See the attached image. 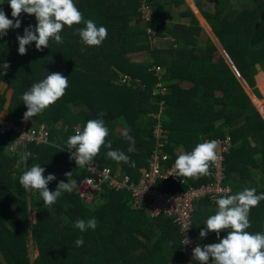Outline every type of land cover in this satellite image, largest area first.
<instances>
[{"label":"trees","instance_id":"obj_1","mask_svg":"<svg viewBox=\"0 0 264 264\" xmlns=\"http://www.w3.org/2000/svg\"><path fill=\"white\" fill-rule=\"evenodd\" d=\"M191 1L201 16L194 11L206 36H214L244 82V91L261 111L262 98L255 89V77L264 72V0ZM142 2L150 11L147 27L154 33L152 36L146 26L131 24L139 16ZM201 2H207V7L203 8ZM75 3L85 19L107 28V38L100 46H86L78 34H73L76 28L84 27L81 24L65 26L62 44L50 39L49 48L37 50L33 42L26 46V54L20 55L17 36L37 23L34 15L26 13L19 17L20 28L9 29L6 36L0 37L3 86L0 113L16 126L21 125L27 111L21 97L33 83L53 72L69 80L66 94L33 118L36 126H45L49 144L57 140L59 149L31 145L27 148L30 155L24 158L20 146L11 153V132L0 135V264L177 262L180 247L177 229L164 217H150L146 201L135 206L130 194L115 192L104 184L90 204H84L74 190L62 193L55 204L47 206L38 191H26L21 186L19 177L40 164L45 168L44 175L56 176L48 185L51 191L56 190L60 181L67 182L66 172H73L69 179L78 183L87 177L84 167L70 159L66 142L75 134V127L82 130L88 120L97 119L98 113L104 112L102 118L109 129L106 140L111 143V150L123 151L135 166L109 158L107 147H102L93 161L98 168L108 169L111 176L128 175L137 181L140 170L149 167L156 150L151 129L155 122L148 115L157 113L161 103L164 116L161 124L168 141L163 148L165 153L172 156L177 146L190 152L200 139H222L226 134L230 148L222 156L224 178L220 185L232 193L254 187L259 194L264 192V117L253 107L210 40L206 37L203 47L197 48L202 29L183 0H75ZM167 6L186 9L182 8L175 19L167 22ZM4 12L13 19L8 3ZM165 39L172 41L168 46L157 47ZM138 57L144 59L136 60ZM155 67L158 74L152 71ZM125 78L127 82L122 83ZM257 81L263 89L264 73L257 76ZM183 83L190 86L180 89ZM7 91H11L9 98ZM127 129L135 139V151L131 153L123 136ZM19 161L23 164L18 165ZM186 179L183 185L174 180L162 182L163 191L174 194L207 182L205 175ZM26 201L31 206H41L34 211L33 224L24 206ZM203 204L195 208L192 228L204 245L217 243L212 232L200 238L206 218L215 214L217 208L215 201L211 208ZM92 218L97 221L95 230L82 233L74 227L78 219ZM249 219L248 231L264 232V201L251 209ZM226 234L222 231L220 239ZM81 237L83 245L77 247L75 241ZM29 238L38 254L32 261L27 249Z\"/></svg>","mask_w":264,"mask_h":264},{"label":"clouds","instance_id":"obj_2","mask_svg":"<svg viewBox=\"0 0 264 264\" xmlns=\"http://www.w3.org/2000/svg\"><path fill=\"white\" fill-rule=\"evenodd\" d=\"M183 1L195 14V17L196 13L199 15L190 0ZM7 3L11 8L13 19H9L6 13L0 9V37L6 36L9 29L20 28L21 20L19 17L22 13L34 15L37 22L35 27L29 25L24 29L22 36H17L19 44L18 53L20 55H25L27 52L26 46L33 42H35L37 50L49 48L50 39L58 44H62L64 40L61 32L65 26L72 28L74 25L83 24L84 27L76 28L73 34H78L81 42L89 47H98L107 38V28L97 26L92 19H85L83 13L77 7L75 0H7ZM138 11L139 16L134 19H137V21L141 19L140 24L146 26V31L151 36L154 35L151 32L152 30L147 27L150 11L144 2L141 3ZM81 50L84 51L83 48ZM3 67L6 69L8 64L5 63ZM155 68L152 69L154 73H156ZM260 73L263 72H259L258 74ZM68 87V77L59 72L50 73L41 81L33 83L30 89L25 91L21 97L23 104L27 108L23 116L24 119L28 120L43 113L66 94ZM247 98L250 99L249 97ZM253 98L255 97L253 96ZM162 107L161 103L158 104V112L148 115V118L154 121L155 124L157 122L162 123L164 119ZM104 115V112L98 113L99 118L88 120L82 130L77 128L75 134L68 137L66 144L71 152L70 159L75 160L77 166L85 167L91 164L102 147H107L110 149L107 152L109 158L116 162L128 163L134 167V161H131L130 157L123 151L111 150V143L106 140L109 135V129L102 118ZM33 120L32 128L40 127L36 126ZM123 136L129 142L128 152H134L135 139L130 135V129L125 130ZM57 146L56 148L59 149L60 145L57 144ZM217 149L218 141L216 140H205L202 143H197L190 152H184L180 146H177L172 150V152H177L176 157L172 155V162H175V176L185 177L186 183V178H198L199 176L210 175L209 169L211 164L218 160ZM44 173L45 168L40 164H35L19 177V183L26 191L35 190L39 192L44 205L51 206L56 203L62 193H72L78 188L77 180L69 179L72 177L73 172H66L64 175L67 177V182L60 181L57 184L56 190L51 191L48 185L51 181L56 180V176L53 174L44 175ZM220 191L224 195L215 198V204L217 205L215 214L206 218L204 222L205 227L200 231V238H205L210 232L215 233L218 242L204 245L199 239L204 246L198 245L192 250L193 260L197 261L198 264H209L210 259L211 264H264V232L252 233L248 231L251 227L249 219L250 211L252 208L257 207L261 201H264V192L257 194V190L254 187H245L243 190L235 193H232L231 189L228 188L221 189ZM212 205L206 204L210 208ZM164 218L167 219L166 217ZM170 221L172 222V220ZM74 227L82 233L88 229L95 230L97 221L95 218L87 221L78 219ZM187 229L189 227L186 225L184 231ZM222 231H225L227 234L224 238L220 239ZM188 243L189 240L186 238L185 245ZM75 245L77 247L82 246L83 238L77 239Z\"/></svg>","mask_w":264,"mask_h":264},{"label":"built area","instance_id":"obj_3","mask_svg":"<svg viewBox=\"0 0 264 264\" xmlns=\"http://www.w3.org/2000/svg\"><path fill=\"white\" fill-rule=\"evenodd\" d=\"M155 72L158 73L159 69L155 68ZM125 80L126 78L122 83L127 82ZM155 87L156 89H160V85H156ZM32 119L25 120L23 117L22 125L16 126L12 121L7 120L4 114H0V135L11 132L10 141L12 145L10 146V151L12 154L13 152H17L15 151L16 146L21 147L24 158L30 155L27 148L31 145L36 147L47 145L54 146L55 148L58 147V143L55 141L53 144H49L50 137L45 126L32 128ZM165 133L159 122L152 127L156 150L153 151L149 167L140 170V176L137 181H132L128 175L123 177H119L118 174L111 176L108 169H100L95 161H92L91 164L84 167L88 176L79 181L75 194L79 196L84 204H90L97 194L101 192V186L107 184V187L115 192L124 191L130 194L132 203L135 206H140L143 201H146L150 217L157 218L164 216L172 220V224L177 229L180 247L177 250L179 258L176 263L198 264L192 258V250L198 245L201 247L204 245L200 242L197 231L192 230V214L198 203L204 202V204L210 205L213 204L215 198L224 195L220 191L221 189H227L220 185L224 178L221 162L223 160L222 156L230 148V139L226 134H224L222 139H215L218 141V160L211 164L209 169L210 175H205V179H207L205 184L197 188L189 186L183 192L170 194L163 191L164 186L162 182L174 180L178 185H183L185 177L175 176V162H172L170 154L163 151V148L168 143ZM205 140H200V143ZM68 152L71 154L69 149ZM172 155L176 157L177 152L173 151ZM186 225L189 229L184 231ZM186 238L189 240L187 245H185Z\"/></svg>","mask_w":264,"mask_h":264},{"label":"rangeland","instance_id":"obj_4","mask_svg":"<svg viewBox=\"0 0 264 264\" xmlns=\"http://www.w3.org/2000/svg\"><path fill=\"white\" fill-rule=\"evenodd\" d=\"M6 1L7 0H0V9H2L3 11L5 10V8H6V5H7V3H6ZM191 1V0H190ZM191 3H192V1H191ZM202 3V6H203V8H205V7H207V2H201ZM187 6V5H186ZM209 6V5H208ZM182 8H185L186 9V7L185 6H180V7H178V9H175V8H172L171 6H167L166 8H165V16L167 17V22L168 21H172L173 19H175V16H176V14H177V12H179L180 10H182ZM178 10V11H177ZM140 21H141V19L139 20V21H137V19H134L132 22H131V24H134V25H139L140 24ZM197 21L198 22H200L199 20H198V18H197ZM199 25L201 26L202 25V23L200 22L199 23ZM202 28V27H201ZM207 36H206V34H205V31L203 30V28H202V30H201V32H200V34L198 35V38H197V41H198V45H197V48H202L203 47V43H204V41H205V38H206ZM155 41H158V39H155ZM172 40L171 39H165V40H161V42H160V44H158L157 46L158 47H165V46H168V44H169V42H171ZM154 45V44H153ZM143 56H145L144 54H142ZM140 58H143L144 59V57H138L136 60H139ZM264 73V72H263ZM158 74V73H157ZM259 75V74H258ZM257 75V76H258ZM257 76L255 77V89L258 91V93H259V95H260V97L262 98L260 101H261V103H262V105H261V111H259V110H257L256 108V110L258 111V113L259 112H264V88L262 89L259 85H258V81H257ZM2 85H0V90L2 89ZM260 90V92H259V90ZM154 93L155 94H157L156 93V91H154ZM10 95H11V91H7L6 92V97L7 98H9L10 97ZM252 105H253V107H255V105H254V103L252 102ZM218 123V122H217ZM217 123H215V124H217ZM216 126H218V125H216ZM57 128H58V126H57ZM35 129V128H34ZM75 129H77V127H75ZM223 130V129H222ZM201 140V139H200ZM55 142H57L58 143V141L57 140H55ZM199 143H200V141H199ZM67 152H68V150H67ZM69 153V152H68ZM13 157L14 156H16V154L15 155H12ZM18 165H22L23 164V162L22 161H19L18 163H17ZM24 206L26 207V210H27V212H28V219H29V221H30V223H34V211H35V209H40L41 208V206H39L38 204H35V205H30V203H29V201H26V202H24ZM43 208V207H42ZM43 210H45L44 208H43ZM66 230H68V231H70V229L67 227V229ZM27 249H28V253H29V257H30V260L32 261V260H34L36 257H37V251L35 250V249H33V247H32V245H31V241H30V238H29V240H28V242H27ZM171 264H177L176 262H172L171 261Z\"/></svg>","mask_w":264,"mask_h":264},{"label":"water","instance_id":"obj_5","mask_svg":"<svg viewBox=\"0 0 264 264\" xmlns=\"http://www.w3.org/2000/svg\"><path fill=\"white\" fill-rule=\"evenodd\" d=\"M197 17V16H196ZM211 34V32H210ZM212 37H210V35L208 36V39L210 40L211 44L215 47V49L217 50L218 54L221 56V58L223 59L224 63L226 64V66L229 68V70L231 71V73L233 74V76L235 77V79L237 80V82L239 83L240 87L242 88V90L244 91V86L245 84H243L244 82L241 80V78L238 76V74L236 73L235 69L233 68L232 64L230 63V61L228 60V58L226 57L225 53L222 51L221 47L218 45L216 39L214 38V36L211 34ZM243 84V85H242ZM247 87V86H245ZM248 88V87H247ZM245 92V91H244ZM246 94V92H245ZM247 95V94H246ZM247 97H249V95H247ZM250 98V97H249ZM252 102V100H251ZM263 113V115H262ZM262 113H259L260 116L264 117V112L262 111ZM264 120V119H263Z\"/></svg>","mask_w":264,"mask_h":264},{"label":"crops","instance_id":"obj_6","mask_svg":"<svg viewBox=\"0 0 264 264\" xmlns=\"http://www.w3.org/2000/svg\"><path fill=\"white\" fill-rule=\"evenodd\" d=\"M161 77H159L158 79H160ZM190 85L189 84H187V83H183V84H181L180 85V89H184V90H186L188 87H189ZM259 90V89H258ZM259 92H260V90H259ZM261 93V92H260ZM3 113V112H2ZM172 262H175V260H172Z\"/></svg>","mask_w":264,"mask_h":264}]
</instances>
